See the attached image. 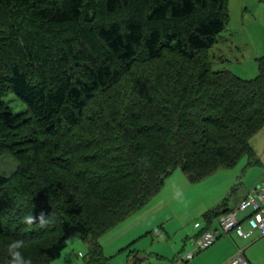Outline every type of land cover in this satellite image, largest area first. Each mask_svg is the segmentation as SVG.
<instances>
[{
    "label": "trees",
    "instance_id": "16d2710c",
    "mask_svg": "<svg viewBox=\"0 0 264 264\" xmlns=\"http://www.w3.org/2000/svg\"><path fill=\"white\" fill-rule=\"evenodd\" d=\"M228 17L227 0H0V153L25 166L0 171V264L11 238L26 241L33 264H50L71 235L87 244L83 264H109L98 239L173 171L197 183L243 157L259 163L264 64L243 79L213 70L208 53ZM50 45L57 64L43 61ZM9 92L24 111L4 101ZM32 211L53 222L25 224ZM228 211L223 202L204 219Z\"/></svg>",
    "mask_w": 264,
    "mask_h": 264
},
{
    "label": "rangeland",
    "instance_id": "374dc122",
    "mask_svg": "<svg viewBox=\"0 0 264 264\" xmlns=\"http://www.w3.org/2000/svg\"><path fill=\"white\" fill-rule=\"evenodd\" d=\"M227 9L229 17L225 29L218 36L214 47L208 51L213 60L212 69L215 71L228 70L243 79L254 78L258 72V64L260 62L264 64V0H227ZM132 11H135V9L131 11L128 9L120 11L119 15L121 17H116L115 15L110 16L109 19L112 21L115 18L126 19L131 16ZM139 14H141V12H139ZM96 16L98 15L96 14ZM99 18L100 17H97L96 21L99 22ZM79 26L81 27L82 25ZM157 26H161V24ZM86 31L87 30H85L86 37L84 38L87 39L85 40L88 41L90 44L89 46L98 57L107 59L108 53L104 47L99 44L97 38L93 36L91 33L92 30L89 29L88 32ZM71 33L72 31L62 32L61 36L70 39ZM222 36L225 39L228 38V42L224 41L225 39L221 41L220 37ZM55 49V47L50 45V47L43 50L46 56L43 61L49 59L50 62L47 63H51L54 60L55 64H57L59 56L54 52ZM51 56L53 59H50L52 58ZM141 60L144 61L142 58ZM98 96L102 100L103 96L100 93ZM4 101L10 106L14 113L18 114L25 109L23 103H21L11 92L4 97ZM89 122L85 123L91 125V122ZM243 159L247 158L244 157ZM21 162L22 161H17L15 157L6 152L0 153V171L6 176L17 177L18 174L23 173L25 171V166L23 167ZM133 221L134 220L121 222L98 239L109 264H120L121 262L131 264V257H128L129 250L127 248L145 251L146 255L140 253L145 257V260L141 259L142 256L138 254L139 252L136 250L133 251L136 254L133 255L134 253H132L131 255L139 258L136 264H154V262L158 261L157 258L153 259L152 256L149 255L152 250L157 249L163 251L165 255L169 256V258H174L175 255L173 260H177L178 258L179 261L180 258L192 250L191 241L195 235L201 230V228L207 227V224L202 217H196L189 213L183 217L182 229L179 231H182L181 234H171L167 237L162 229H156L147 235L143 233L144 235L142 234L141 237L126 242L123 238L128 237L129 234L135 230L136 225L138 226V229L136 228L137 230L141 229V222L136 223ZM196 223L201 225L200 229H195L194 225ZM210 226L209 229H214L218 226V222L213 220ZM160 235H163L167 242H159L158 238ZM181 235H183V237H181ZM183 244H186L188 248L181 251ZM178 252L179 254L176 255ZM87 256L88 248L86 242L77 235H71L61 256L50 264H83L87 259Z\"/></svg>",
    "mask_w": 264,
    "mask_h": 264
},
{
    "label": "crops",
    "instance_id": "0c3cea01",
    "mask_svg": "<svg viewBox=\"0 0 264 264\" xmlns=\"http://www.w3.org/2000/svg\"><path fill=\"white\" fill-rule=\"evenodd\" d=\"M220 38L221 41L225 39L223 36ZM227 40L228 38L224 41ZM252 143L259 159V163L255 165H250L249 159L247 157V159H243V157L234 167L220 169L197 183H190L179 169L173 171L165 179L160 192L139 211L124 220L125 222L130 220H134L133 222L136 223L141 222L142 226L137 230L138 226L136 225L135 230L123 239L128 242L141 237L143 233L147 235L156 229H162L167 237L171 234L178 235V233H182L179 231L182 229L183 217L189 213L204 219L205 213L218 208L223 202L225 210L235 208L254 187L264 186V128L255 135ZM248 214V211L241 212L238 214V218L244 219ZM219 216L213 220L217 221ZM206 224L205 228L211 227V223L206 222ZM244 227L246 228V225ZM158 240L161 243L167 242L163 235H160ZM185 248L188 247L183 244L181 251ZM127 249L129 250L128 257H131V264H136L139 259L137 256H133L136 254L133 251L136 250L139 252L138 254L146 255L143 250ZM239 251L243 252L250 264H264V236L260 237L255 234L252 238L243 239L238 238L234 233L223 235L210 248L199 252L185 264H223ZM132 253L134 254L131 255ZM150 253L149 256L158 260L154 264H176L178 261V258L173 260L175 255L174 258H169L159 249L152 250ZM178 254L179 252L176 253V255ZM141 256V259L145 260V257ZM120 264L127 263L121 262Z\"/></svg>",
    "mask_w": 264,
    "mask_h": 264
},
{
    "label": "built area",
    "instance_id": "2783aa9c",
    "mask_svg": "<svg viewBox=\"0 0 264 264\" xmlns=\"http://www.w3.org/2000/svg\"><path fill=\"white\" fill-rule=\"evenodd\" d=\"M249 212L244 219L238 214ZM218 226L214 229L201 228L199 223L195 229L201 230L191 241L192 250L186 253L176 264H185L192 260L199 252L210 248L221 236L234 233L238 238L249 239L255 234L264 236V186L254 187L235 208L217 218ZM246 225V228L244 227ZM223 264H250L242 251Z\"/></svg>",
    "mask_w": 264,
    "mask_h": 264
},
{
    "label": "clouds",
    "instance_id": "9594fccd",
    "mask_svg": "<svg viewBox=\"0 0 264 264\" xmlns=\"http://www.w3.org/2000/svg\"><path fill=\"white\" fill-rule=\"evenodd\" d=\"M32 205V209H33ZM23 222L27 225L39 224L40 226L49 225L53 222L50 215H45L41 212L39 216H35L33 211L23 216ZM26 247V241L23 238H11L6 246L8 264H33L30 257L26 256L24 249Z\"/></svg>",
    "mask_w": 264,
    "mask_h": 264
},
{
    "label": "bare ground",
    "instance_id": "6f19581e",
    "mask_svg": "<svg viewBox=\"0 0 264 264\" xmlns=\"http://www.w3.org/2000/svg\"><path fill=\"white\" fill-rule=\"evenodd\" d=\"M252 141H253V140H252ZM252 144H253V143H252ZM258 160H259V159H258ZM196 235H197V234H196ZM196 235H195V236H196Z\"/></svg>",
    "mask_w": 264,
    "mask_h": 264
}]
</instances>
